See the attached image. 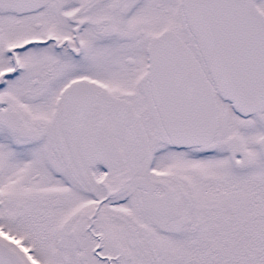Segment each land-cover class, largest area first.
I'll return each instance as SVG.
<instances>
[{
    "label": "snow or ice",
    "instance_id": "snow-or-ice-1",
    "mask_svg": "<svg viewBox=\"0 0 264 264\" xmlns=\"http://www.w3.org/2000/svg\"><path fill=\"white\" fill-rule=\"evenodd\" d=\"M0 264H264V0H0Z\"/></svg>",
    "mask_w": 264,
    "mask_h": 264
}]
</instances>
